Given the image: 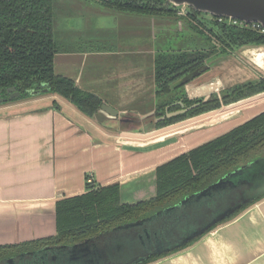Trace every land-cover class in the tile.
<instances>
[{
    "label": "crops",
    "instance_id": "0c3cea01",
    "mask_svg": "<svg viewBox=\"0 0 264 264\" xmlns=\"http://www.w3.org/2000/svg\"><path fill=\"white\" fill-rule=\"evenodd\" d=\"M85 4L67 7L56 17L54 38L61 52L55 55L54 73L74 79L115 109L118 116L107 119L109 126L125 115L140 117L155 109L158 96L146 69L147 64L153 68L156 21L129 13L98 15ZM234 53L191 82L187 98L214 92L208 86L211 78L220 87L253 79L249 70L258 50L244 47ZM236 56L248 64L244 70L235 64ZM262 111L264 94L148 133L144 129L152 127L143 125L131 128L138 133L117 134L59 96L0 107V246L54 237L56 201L84 193L88 175L93 187L118 184L121 204L152 199L158 165ZM148 264H264V198L185 249Z\"/></svg>",
    "mask_w": 264,
    "mask_h": 264
},
{
    "label": "trees",
    "instance_id": "16d2710c",
    "mask_svg": "<svg viewBox=\"0 0 264 264\" xmlns=\"http://www.w3.org/2000/svg\"><path fill=\"white\" fill-rule=\"evenodd\" d=\"M106 4L110 11L146 16H162L163 13L177 11L165 0H109ZM52 8L53 0H0V89L15 86L22 97L31 98L26 90L44 85L48 90L45 95L59 96L69 101L83 115L90 117L98 110L101 100L78 89L72 80L57 76L53 71L56 47L51 33ZM185 14L195 25L202 26L210 46L157 54L154 58V83L158 96L169 93L178 79L193 73L209 59L244 46L264 45V35L251 28L218 24L211 21V18L207 26L198 21L200 13L188 10ZM189 26L194 28L190 23ZM177 89L180 91L181 88L177 87L175 90ZM260 93H264V79L235 85L206 99L188 100L182 95L178 99L184 105L198 104V107L185 115L158 123L155 127H166L216 111L221 106L236 104ZM261 157H264V111L212 140L158 165L155 169L156 193L147 201L134 205L121 204L118 184L93 187L86 182L84 193L56 201L54 237L0 246V260L47 246H71L119 225L147 218L177 204L186 195L208 187L226 173ZM262 198L264 194L228 219L215 224L201 236L169 253L152 256L142 264L185 249ZM179 212L181 209L170 211L162 218H172Z\"/></svg>",
    "mask_w": 264,
    "mask_h": 264
},
{
    "label": "water",
    "instance_id": "95a60500",
    "mask_svg": "<svg viewBox=\"0 0 264 264\" xmlns=\"http://www.w3.org/2000/svg\"><path fill=\"white\" fill-rule=\"evenodd\" d=\"M165 1L179 13L184 14L188 10H192L200 14H205L209 17H223L228 21L236 20L242 25L247 26L243 27L241 25L242 28H249L252 24H258L259 26L264 28V0ZM90 7V11L88 9H82L80 11L92 12L96 9L95 12L98 15L103 13H124L110 11L108 9L101 8L98 5H90ZM147 17L156 21L155 24L152 25V28L155 31L156 25H158L159 27L158 30L161 31V29H164L162 28L163 25L173 23V20L171 21V19L168 20L157 16ZM54 22L56 24V18ZM176 23L179 27L178 30L181 31L183 22L181 20H177ZM156 42L157 41H155V43ZM244 47H251L258 50V54L255 58L256 63L251 64V69L249 70L253 74V79H241L243 81L232 86L226 84L224 87H220V85H217L216 81L211 78L208 86H210L212 90H214V92L209 93L207 97H199L195 99H206L212 94L219 95L223 90L235 85L256 82L264 79V64L261 63L262 58H264V45H251ZM239 49L234 50V54H236V51H238ZM159 51L160 50L156 49L154 58L157 54L161 53V51ZM228 55H221L212 58V60L209 59L210 61H207L199 69L191 74H188L186 77L173 84L172 90L180 87L184 91V95L187 98V86L202 75H206L207 73V75H209V73L211 71H214L216 66ZM258 55L262 56L258 58ZM236 57L237 58L235 59V64L239 65V68L241 70H244V67L248 66V64L244 62L241 56ZM154 58L152 72L153 80ZM250 72H248L247 70L248 75H252ZM61 77L72 80L75 84L74 79L66 76ZM75 86L80 89L76 84ZM154 89L156 95L155 83ZM82 91L91 93L85 90ZM261 94L264 93L254 95L252 97ZM245 100L247 99L241 100L240 102ZM1 101L3 100L0 99V102ZM175 105H177L180 109L174 112H168V108H165V112L160 117L155 116V108L140 117L125 115L121 119V121L116 122V124H114L113 126H109L106 124L107 119H116L118 113L115 109L107 107L102 103L100 108L92 116H90V119L94 123L112 133H138L132 131L131 128L137 127L140 129L144 126L146 128L147 126H150L152 127L150 131H147V129H144L145 131H143L144 133H148L154 130L161 129L155 127L157 123L162 122L165 119L183 115L198 107V104L184 107L181 102H178ZM158 114H160V111H158ZM141 132L142 131H139V134ZM263 194L264 157H261L231 172L226 173L208 187L190 195H186L177 204L159 211L147 218L119 225L110 231L104 232L98 236L89 238L71 246H47L37 251L13 255L0 260V264H142L152 256L169 253L172 250L183 246L190 240L201 236L209 228L228 219L229 217L234 215L240 208L246 206L251 201L257 199ZM225 195H235L237 196V198L235 197L233 201L231 200L225 204H221V197H224ZM220 204L221 206L223 205V207L220 206L219 209ZM179 209H181V212H179L177 216H173L172 218H162L166 213L170 211L173 212ZM127 243H131V245H127Z\"/></svg>",
    "mask_w": 264,
    "mask_h": 264
},
{
    "label": "rangeland",
    "instance_id": "374dc122",
    "mask_svg": "<svg viewBox=\"0 0 264 264\" xmlns=\"http://www.w3.org/2000/svg\"><path fill=\"white\" fill-rule=\"evenodd\" d=\"M82 1L81 0H76V1L54 0V6H55V8L57 7L56 11L59 13L58 15L56 14V17L57 16L59 17L61 14H63V10L64 9L66 10V8L69 7L70 5H76L77 3H78V5H81ZM161 17L164 19H168V20L171 19V21L173 20L172 21L173 23L168 24V25H163L162 28L169 29V30L161 29V31L158 30L159 27H158V25H156L155 37H156L157 42L155 45H156L157 50H160L161 52H166V51H170V50H174V51L175 50H187V51H190V50L197 49V48H208L210 46V43L206 39L205 35L201 34L198 30H196V29L194 30L193 28H191L186 19L177 18L174 16H165V15H162ZM59 18H58V20L60 21ZM197 19H198V21L206 24L207 26H208V23L210 21L209 20L210 17L205 15V14H199L197 16ZM177 20H181L183 22V27H182L181 31L178 30L179 27L176 23ZM87 37L95 39V40L98 39L96 34H88ZM210 60H212V59H210ZM210 60H208V61H210ZM152 72H153V68H150L147 64L146 73L151 74ZM151 75H152L151 77L153 79V74H151ZM182 95H184V91L182 89H180V91H179V89L172 90L170 93H168L166 95L158 96V98L156 97L155 98V105L157 106L159 104H162L163 102L169 101V99L174 98V97L179 98ZM27 100H29V99H27ZM145 100H147V104L150 102V100L148 99L147 96H146ZM53 105H55V103H53ZM238 118L240 120H242L241 119L242 117H238ZM235 197L237 198V196H235V195L234 196L225 195L224 197H221V201H222L221 204H225L231 200L233 201ZM221 204L219 205V209H220ZM221 207H223V205ZM127 245H131V243H127Z\"/></svg>",
    "mask_w": 264,
    "mask_h": 264
},
{
    "label": "flooded vegetation",
    "instance_id": "af4514ba",
    "mask_svg": "<svg viewBox=\"0 0 264 264\" xmlns=\"http://www.w3.org/2000/svg\"><path fill=\"white\" fill-rule=\"evenodd\" d=\"M107 1H109V0H83L82 2L83 3H86V4L95 5V6L98 5L101 8L107 9L106 8V7H108V4H106ZM70 6H72V5H70ZM73 6H75L76 8L78 7L76 5H73ZM56 10H57V7L55 8V6H54V0H53V8H52V31H51V33H52L53 42H54L55 47H56V53L54 54V57H53V63H54L55 55L61 52V48L59 46V43L57 42V39L54 38V21H55V18H56V14L58 13ZM162 15H165V16H174V17H177V18H184L190 24H192V26H194V28H193L194 30L196 29L198 31H202V33L200 32L201 34H205L206 33L203 30L202 26L195 25L196 23H194L189 17H187V15L185 13L183 14V13H179L177 11H173V12L163 13ZM210 18H211V21H216V23H218V24L225 23L227 25H231L232 27L234 26V27L240 28L238 22H236L235 24H233L234 22L232 20L231 21H228L227 19H225L223 17H220V18L219 17H210ZM228 54H231V52H229L227 54H224V55H228ZM53 71H54V68H53ZM187 75L181 77L180 79H183ZM180 79H178L177 81H179ZM8 90H10V91H8ZM26 93L28 95H30L31 98H29V97H22V93L19 90H17V88L15 86L7 87L5 89H0V99L3 100V101L0 102V107L6 106V105H9V104H12V103L23 102V101H26L27 99H34V98H39V97H44V96H56V95H49V94L48 95H45V94L48 93V90L44 87V85L35 86V88H33V89L26 90ZM178 102H181L184 105V103L181 100H179L178 97H174V98L169 99V101L163 102L161 105H159V106L156 107L155 116L156 117L162 116L163 113L165 112V108H168V110H167L168 112H174V111L179 110L180 108L177 105H175ZM101 105H102V103L100 104V106ZM100 106H99V108H100ZM184 107H189V106L184 105ZM221 107H227V106H221ZM158 111H160V114H158ZM211 112H213V111H211ZM187 113H185V114H187ZM185 114H183V115H185ZM179 116H181V115H179ZM176 117H178V116H176ZM176 117H172V118H176ZM172 118H170V119H172ZM166 120H169V119H165L164 121H166ZM164 121H162V122H164ZM182 121H184V120H182ZM179 122H181V121L175 122L173 124H176V123H179ZM159 123H161V122H159ZM173 124H170V125H173Z\"/></svg>",
    "mask_w": 264,
    "mask_h": 264
},
{
    "label": "built area",
    "instance_id": "2783aa9c",
    "mask_svg": "<svg viewBox=\"0 0 264 264\" xmlns=\"http://www.w3.org/2000/svg\"><path fill=\"white\" fill-rule=\"evenodd\" d=\"M234 23L233 24H235L236 22H238V21H236V20H232ZM238 24H239V26L241 27V23L240 22H238ZM243 27H247L246 25H242ZM249 28H251L252 30H255L256 32H258L259 34H261V35H264V28H262L261 26H259L258 24H252V25H250V27ZM86 182L87 183H91L92 182V179H91V176H87L86 177Z\"/></svg>",
    "mask_w": 264,
    "mask_h": 264
},
{
    "label": "bare ground",
    "instance_id": "6f19581e",
    "mask_svg": "<svg viewBox=\"0 0 264 264\" xmlns=\"http://www.w3.org/2000/svg\"><path fill=\"white\" fill-rule=\"evenodd\" d=\"M262 55H258L257 57L259 58V57H261Z\"/></svg>",
    "mask_w": 264,
    "mask_h": 264
}]
</instances>
